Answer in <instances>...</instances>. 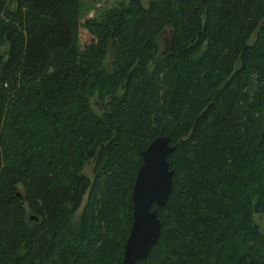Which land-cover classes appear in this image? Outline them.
<instances>
[{"label":"trees","instance_id":"trees-1","mask_svg":"<svg viewBox=\"0 0 264 264\" xmlns=\"http://www.w3.org/2000/svg\"><path fill=\"white\" fill-rule=\"evenodd\" d=\"M81 3L0 0V264H122L157 135L171 189L134 264H264V0H127L80 21Z\"/></svg>","mask_w":264,"mask_h":264},{"label":"water","instance_id":"water-1","mask_svg":"<svg viewBox=\"0 0 264 264\" xmlns=\"http://www.w3.org/2000/svg\"><path fill=\"white\" fill-rule=\"evenodd\" d=\"M173 149L168 135H157L138 150L140 164L130 192L132 220L123 245L122 264H134L137 259L146 257L158 238L160 220L153 205H163L170 192L172 169L167 155Z\"/></svg>","mask_w":264,"mask_h":264},{"label":"rangeland","instance_id":"rangeland-1","mask_svg":"<svg viewBox=\"0 0 264 264\" xmlns=\"http://www.w3.org/2000/svg\"><path fill=\"white\" fill-rule=\"evenodd\" d=\"M127 0H82V11L81 14L79 16V20H83L86 17H97L99 19L104 18L105 14L108 12L109 9H112L114 7H118V6H122L126 3ZM143 3L146 0H141ZM86 32L80 28L79 29V40L82 41L84 39V37L86 36ZM166 30H164V32H162L159 36L161 39V46L163 47V41L166 38ZM253 39V34H251L248 37V41H251ZM110 58H111V54L109 55V50L107 51V53L104 55V66L107 70H109V62H110ZM119 92V90H117V93ZM108 97V95H104L101 99L99 97H97L96 94H92L89 96L88 98V102H89V107L90 109L95 112V113H100L103 104L106 100V98ZM89 163H85L83 165V172L85 173H89ZM84 202V197L82 198V201L79 205V207H77V209L74 212V216H77V214L80 212L82 204Z\"/></svg>","mask_w":264,"mask_h":264}]
</instances>
